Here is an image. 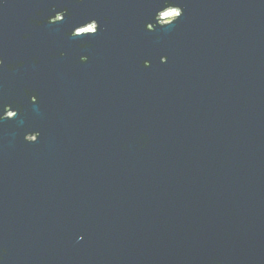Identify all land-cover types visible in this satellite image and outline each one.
I'll use <instances>...</instances> for the list:
<instances>
[{"label": "water", "instance_id": "water-1", "mask_svg": "<svg viewBox=\"0 0 264 264\" xmlns=\"http://www.w3.org/2000/svg\"><path fill=\"white\" fill-rule=\"evenodd\" d=\"M0 264H264V0H0Z\"/></svg>", "mask_w": 264, "mask_h": 264}, {"label": "rangeland", "instance_id": "rangeland-1", "mask_svg": "<svg viewBox=\"0 0 264 264\" xmlns=\"http://www.w3.org/2000/svg\"><path fill=\"white\" fill-rule=\"evenodd\" d=\"M177 13L178 12L175 10H170L168 12H165L162 17L164 18V21H170L174 16L177 15Z\"/></svg>", "mask_w": 264, "mask_h": 264}, {"label": "snow or ice", "instance_id": "snow-or-ice-1", "mask_svg": "<svg viewBox=\"0 0 264 264\" xmlns=\"http://www.w3.org/2000/svg\"><path fill=\"white\" fill-rule=\"evenodd\" d=\"M149 27L151 28V25H149ZM32 99H33V100H35V99H36V97H35V96H33V97H32Z\"/></svg>", "mask_w": 264, "mask_h": 264}, {"label": "built area", "instance_id": "built-area-1", "mask_svg": "<svg viewBox=\"0 0 264 264\" xmlns=\"http://www.w3.org/2000/svg\"><path fill=\"white\" fill-rule=\"evenodd\" d=\"M170 11V10H169ZM168 12V11H167ZM178 14V13H177ZM163 16V15H162Z\"/></svg>", "mask_w": 264, "mask_h": 264}]
</instances>
